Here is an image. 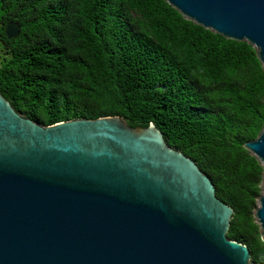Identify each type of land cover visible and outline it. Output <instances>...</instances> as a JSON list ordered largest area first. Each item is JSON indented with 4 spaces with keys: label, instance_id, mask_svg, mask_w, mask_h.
Wrapping results in <instances>:
<instances>
[{
    "label": "trees",
    "instance_id": "16d2710c",
    "mask_svg": "<svg viewBox=\"0 0 264 264\" xmlns=\"http://www.w3.org/2000/svg\"><path fill=\"white\" fill-rule=\"evenodd\" d=\"M10 22L20 25L15 39L5 36ZM0 93L45 126L106 116L153 123L233 209L226 237L264 264L254 217L264 168L244 147L264 126V68L247 42L165 0H0Z\"/></svg>",
    "mask_w": 264,
    "mask_h": 264
},
{
    "label": "water",
    "instance_id": "95a60500",
    "mask_svg": "<svg viewBox=\"0 0 264 264\" xmlns=\"http://www.w3.org/2000/svg\"><path fill=\"white\" fill-rule=\"evenodd\" d=\"M247 42L264 68V0H165ZM10 22L5 36L15 39ZM264 168V126L244 144ZM234 214L150 123L119 116L42 125L0 93V264H252L226 237ZM264 243V176L254 212Z\"/></svg>",
    "mask_w": 264,
    "mask_h": 264
}]
</instances>
